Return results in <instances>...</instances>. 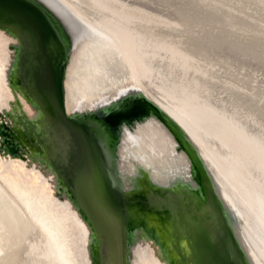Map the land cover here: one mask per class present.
<instances>
[{
    "label": "bare ground",
    "instance_id": "6f19581e",
    "mask_svg": "<svg viewBox=\"0 0 264 264\" xmlns=\"http://www.w3.org/2000/svg\"><path fill=\"white\" fill-rule=\"evenodd\" d=\"M58 2L63 15L72 21L75 12L86 23L67 73L68 110L130 86L144 89L213 161L245 246L264 264V0ZM5 67L0 43L3 103ZM147 134L160 135L147 151L154 179L189 177L166 133ZM60 204L22 164H0V264H89L88 229L70 202ZM134 256L135 264H150Z\"/></svg>",
    "mask_w": 264,
    "mask_h": 264
},
{
    "label": "water",
    "instance_id": "95a60500",
    "mask_svg": "<svg viewBox=\"0 0 264 264\" xmlns=\"http://www.w3.org/2000/svg\"><path fill=\"white\" fill-rule=\"evenodd\" d=\"M60 4L0 0L9 87L0 101V164H22L62 207L71 203L88 229L89 264H135V253L150 264H255L219 192L224 178L144 89L130 86L68 110V69L87 35L83 18L73 12L71 21ZM156 129L186 158L190 178L154 179L147 151L160 135L147 133Z\"/></svg>",
    "mask_w": 264,
    "mask_h": 264
}]
</instances>
